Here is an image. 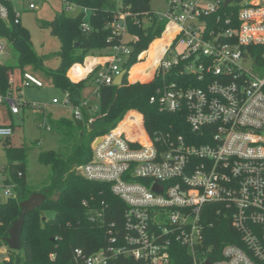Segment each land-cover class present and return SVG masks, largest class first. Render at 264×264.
<instances>
[{
  "label": "built area",
  "instance_id": "obj_1",
  "mask_svg": "<svg viewBox=\"0 0 264 264\" xmlns=\"http://www.w3.org/2000/svg\"><path fill=\"white\" fill-rule=\"evenodd\" d=\"M38 1L0 0V29L21 24L18 2L37 10ZM226 2L167 0L165 13H157L175 34L157 60L152 78L161 83L150 103L179 117L168 130L150 131L143 113L129 111L77 168L84 179L110 184L118 200L84 202L105 234L101 248L75 249L78 264H113L121 257L134 264H264V65L252 50L264 47V0ZM126 16L114 20L122 38L97 73L96 95L101 84H115L123 56L131 54ZM5 39L0 32V57ZM23 82L44 86L28 72ZM66 95L64 105L73 106ZM1 102L12 115L20 113L13 91H0ZM75 114L83 119L80 107ZM14 134L0 124V137ZM222 223L234 232L218 247L214 230Z\"/></svg>",
  "mask_w": 264,
  "mask_h": 264
},
{
  "label": "trees",
  "instance_id": "obj_2",
  "mask_svg": "<svg viewBox=\"0 0 264 264\" xmlns=\"http://www.w3.org/2000/svg\"><path fill=\"white\" fill-rule=\"evenodd\" d=\"M66 9L81 8L77 16L59 14L52 22L55 31L62 40L60 52L61 65L56 70L48 71L55 85L69 93L74 108L80 107L83 114V125L78 126L74 119L57 121L55 129L61 135L72 132L76 135L74 150L65 157L56 150L41 153L40 160L51 166L50 184L43 189L48 201L34 212L26 216L22 232V248L19 251L9 249L10 255L6 264H78L75 249L82 248L93 252L104 244L105 232L100 226L90 221L88 206L85 201L102 203L103 200L115 205L118 200L111 193V185L105 182H94L84 179L77 168L89 161L93 154V141L114 128L129 111L144 114L148 130H168V126L179 116L173 113L160 112L158 106L150 103L151 95L161 83V78H152L156 61L161 57L174 36V27L159 19L152 9L151 0H63ZM125 13L131 54L122 62V69H127L121 85L101 84L98 90L100 104L94 112L95 120L90 121L81 98L82 89L88 79L97 77L94 70L80 81L70 79L68 73L75 64H81L90 55H110L109 50L119 43L121 36L114 33V20ZM87 24L88 29L84 28ZM1 34L18 50L22 67L32 66L35 70L43 68L42 60L33 48L29 32L21 24L14 21L2 25ZM253 56L264 65L261 53L263 46L252 48ZM96 55V56H97ZM147 56L144 63H138ZM135 65L133 68L132 66ZM132 68V70H131ZM10 67L0 64V91L7 92ZM131 70V72H130ZM130 72V75H129ZM76 76V74H74ZM151 76V77H150ZM149 79L131 83L129 79ZM1 124V123H0ZM78 129V133L73 131ZM180 132V131H179ZM6 140L10 139L5 138ZM6 143H8L6 141ZM9 163L2 169L7 185L13 187V194L0 205V245H7L5 237L9 229L18 220L21 213L22 200L29 197L37 189L28 186L25 181L24 162L27 150L24 147L7 146ZM19 170L24 177L16 180ZM16 182V184H15ZM59 194L57 200L54 197ZM93 200V201H94ZM56 209L54 218L44 215L45 209ZM219 239L215 244L231 241L229 233L234 231L227 223L217 225L214 230ZM54 255V256H53ZM113 264H134L130 259H118Z\"/></svg>",
  "mask_w": 264,
  "mask_h": 264
},
{
  "label": "rangeland",
  "instance_id": "obj_3",
  "mask_svg": "<svg viewBox=\"0 0 264 264\" xmlns=\"http://www.w3.org/2000/svg\"><path fill=\"white\" fill-rule=\"evenodd\" d=\"M205 1L213 3L214 0ZM38 4L39 8L37 10H30L24 3L18 2V10L22 15L21 26L29 32L33 48L41 58L43 68L35 70L32 66L22 67L19 62L18 50L7 39H5L6 53L0 57L1 63L11 68L9 72V82L12 83L10 89L13 90L14 96L21 100L20 113L15 114L13 117L10 116L8 104L4 102L0 103V123L13 125L15 128V134L10 139L6 140L0 137V205L10 197L6 192L8 189L12 194L14 192L13 187L6 184L5 176L2 173V169L9 163L7 146L12 148H16L17 146L24 147L27 150V157L24 162L25 181L28 186L38 191H42L50 184L52 173L51 166L41 162V153L56 150L67 157L74 150L76 135H73L72 132L61 135V133L56 131L54 124L60 120L73 119L75 109L73 106L64 105L67 100L66 92L55 85L48 75V71L56 70L61 65L60 52L62 50V40L59 34L53 31L51 25L53 20H55L57 15L63 13L72 17L77 16L81 8L72 7L66 9L63 0H39ZM167 5V0H151L152 9L158 14H164L167 10ZM130 38L127 36L126 41L129 42ZM183 48L184 45L182 44L177 47V51L181 52ZM174 55L175 53L169 55V58L172 59ZM143 58L141 55V61L135 65L144 63L147 60L146 55ZM125 59L126 57L123 56V61ZM157 64L158 62L156 61L154 69ZM25 72L35 74L43 82L44 87L38 88L34 85L25 87L23 82ZM149 79L135 78L133 80L129 79V81L133 83L138 80L146 81ZM96 90L97 82L94 77H91L88 79L81 93L82 101L88 100L89 102V106L87 107L89 113H93L100 104V97L95 94ZM55 99L59 103H54ZM23 102L26 103L22 105ZM34 103L40 106H35ZM73 131L79 132L75 128H73ZM98 138L93 141L92 147L99 142H96ZM23 177V170H19L16 180H21ZM56 212L55 208L45 209L44 215L51 219L56 216ZM9 255L8 246L0 245V264H6Z\"/></svg>",
  "mask_w": 264,
  "mask_h": 264
},
{
  "label": "water",
  "instance_id": "obj_4",
  "mask_svg": "<svg viewBox=\"0 0 264 264\" xmlns=\"http://www.w3.org/2000/svg\"><path fill=\"white\" fill-rule=\"evenodd\" d=\"M231 0H227L226 4ZM127 73V69L122 70L115 78V85H121L124 81V76ZM73 119L78 126L83 125L82 119H80L75 113L73 114ZM100 138L96 140L98 142ZM95 142V143H96ZM95 145V144H94ZM59 194H56L54 197H51L53 200H57ZM50 199L46 192L43 191H34L29 197L22 200L21 202V213L18 217V220L13 224L9 229L8 236L5 237V242L10 250L19 251L22 248V232L26 222V216L34 212L36 209L41 208L47 201Z\"/></svg>",
  "mask_w": 264,
  "mask_h": 264
},
{
  "label": "crops",
  "instance_id": "obj_5",
  "mask_svg": "<svg viewBox=\"0 0 264 264\" xmlns=\"http://www.w3.org/2000/svg\"><path fill=\"white\" fill-rule=\"evenodd\" d=\"M21 19H22V16H21ZM113 53H114V51H113V49L112 50H109V52L108 53H106V54H110V55H90V56H87L86 58H85V60H84V62L83 63H81V64H75L71 69H70V71H69V73H68V75H69V77H70V79L71 80H73V81H80V80H82L83 78H85L88 74H90L91 72H93L94 70H100V69H102V68H104V67H106L107 65H109L110 64V61H111V59H112V55H113ZM29 73V72H28ZM33 74V73H32ZM74 74H76V76L74 75ZM35 75V74H34ZM129 75H130V72H129ZM96 78V77H95ZM94 78V79H95ZM150 80V79H149ZM96 81V80H95ZM11 85H12V83H11ZM32 85H34V86H36V87H38L37 85H35V84H32ZM31 85V86H32ZM30 86V87H31ZM44 87V86H43ZM38 88H42V87H38ZM9 90H11V89H9ZM8 90V91H9ZM11 91H13V90H11ZM67 93V92H66ZM86 102H87V104L86 105H83V107H85V109L87 110V112H88V114L89 115H91V117H93L94 116V112L93 113H89V111H88V106H89V102H88V100H85ZM85 101H83V103L85 102ZM75 109V108H74ZM95 110H97V108L95 109ZM75 111V110H74ZM9 113H10V116H15V115H12L11 114V112H10V109H9ZM75 113V112H74ZM19 114V113H18ZM90 117V118H91ZM6 125V124H5ZM10 126H12L13 127V129H14V131H15V128H14V126L13 125H10Z\"/></svg>",
  "mask_w": 264,
  "mask_h": 264
}]
</instances>
